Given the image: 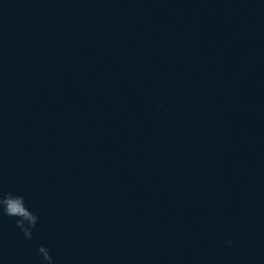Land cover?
Masks as SVG:
<instances>
[{
	"label": "water",
	"instance_id": "water-1",
	"mask_svg": "<svg viewBox=\"0 0 264 264\" xmlns=\"http://www.w3.org/2000/svg\"><path fill=\"white\" fill-rule=\"evenodd\" d=\"M0 264H264V0H0Z\"/></svg>",
	"mask_w": 264,
	"mask_h": 264
},
{
	"label": "clouds",
	"instance_id": "clouds-1",
	"mask_svg": "<svg viewBox=\"0 0 264 264\" xmlns=\"http://www.w3.org/2000/svg\"><path fill=\"white\" fill-rule=\"evenodd\" d=\"M0 208H2L5 215L18 217L16 224L24 232L27 238H31V229L35 227L37 216L25 205L24 197L22 195H13L11 193L0 195ZM48 261L52 264V257L45 247L41 246L38 249Z\"/></svg>",
	"mask_w": 264,
	"mask_h": 264
}]
</instances>
